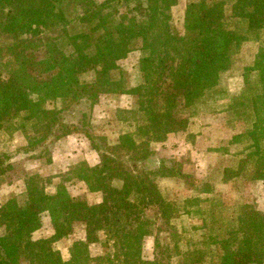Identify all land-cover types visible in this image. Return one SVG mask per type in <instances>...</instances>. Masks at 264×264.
Segmentation results:
<instances>
[{
  "label": "trees",
  "instance_id": "1",
  "mask_svg": "<svg viewBox=\"0 0 264 264\" xmlns=\"http://www.w3.org/2000/svg\"><path fill=\"white\" fill-rule=\"evenodd\" d=\"M177 1L0 0V131L15 123L26 139L22 151L34 159L49 154V145L64 136L83 134L99 162L79 160L69 166L65 179L82 181L102 195L101 202L88 204L63 183L49 193L39 174L28 176L24 194L0 207V264H170L173 239L160 235L156 213L149 217L148 212L158 210L165 219L177 212L173 208L169 213L171 203L153 178L184 174L161 160L145 173L152 175L146 180L138 163L151 159L150 144L184 130L198 104L223 92L221 76L247 33L260 38L261 45L245 68L241 92L228 106L247 124L232 140L246 136L249 156L240 159L237 170L226 167L223 181L238 176L251 158L250 179L264 180V0H188L179 28L172 15ZM226 5L233 17L245 21L244 33L228 28ZM134 50L141 53V82L128 87L117 61ZM250 71H256V78L248 77ZM87 73L89 81L83 79ZM100 94L137 97V109L127 111L136 128L116 144L96 141L88 112L78 107L92 106ZM47 102L61 106L47 108ZM10 159L0 153V177ZM44 214L54 233L33 238ZM238 220V227L218 241L221 253L206 264H264V214L244 203ZM80 224L85 239L73 242L70 258L64 260L53 243ZM157 234L152 256L145 255L146 238ZM90 243H98L102 255L92 257ZM194 254L182 264H200L204 255Z\"/></svg>",
  "mask_w": 264,
  "mask_h": 264
},
{
  "label": "rangeland",
  "instance_id": "2",
  "mask_svg": "<svg viewBox=\"0 0 264 264\" xmlns=\"http://www.w3.org/2000/svg\"><path fill=\"white\" fill-rule=\"evenodd\" d=\"M187 1L188 0H178L176 5L172 8L173 20L177 28L180 27L183 20ZM225 22L228 28L244 33L246 27L245 21L233 17L228 5L225 7ZM245 35L247 38L241 42L238 52L232 56V65L230 69L221 76V84L224 89L223 92L209 97L204 104H198L195 107V113L189 117L187 126L184 130L168 134L164 143L156 142L150 144L149 146L153 148L151 159L143 164L138 163L139 168H145L144 170L138 171V173L145 176L146 180L151 179L152 175H145V173L148 171L150 173V171L157 168L160 163L158 158L162 159L163 164L167 167L176 165L184 174L185 178L176 177L178 179L177 181L170 179L173 176H166L169 179H163L162 176H157L153 178L154 184L158 190L156 180L160 177L162 178H159L160 188L167 191V195L172 194L174 196L175 192H178L176 195L178 197L176 198L177 201L169 205V213H171L173 208V210H176L178 213L193 211L195 207L196 209L200 207V209L203 208L205 210V220L203 218H197L198 215L194 212L193 218L187 216V224L189 226L198 227L201 223L203 224L206 223L205 221H209L203 225H211L212 229L211 235L207 237L208 244L212 245L210 253L206 252L210 257H216L221 253V247L218 241L223 238L220 239L217 233L224 229L223 232L220 233V236L223 235L225 229L230 227L231 224H233V227H238V214L241 204H253L256 209H259V211L264 214V180H252L248 175L252 167L250 163H252L253 158L247 161L245 169L241 170L240 174L242 173V176L239 174L238 176H233L223 181L224 169L229 166L237 170L240 159H245L249 152L247 147L250 141L248 142L246 136L244 137V135H242L239 140H232L235 134L244 131L243 127L247 124L233 116L228 106L230 100L241 92L245 81V68L252 65L254 56L261 45L260 38L255 37L251 33ZM135 51L138 50L131 52ZM123 59L124 58L118 60L117 64L124 72L125 84L128 87H136L141 82L138 63L136 65L126 64L121 61ZM134 61L136 62L138 60L135 58ZM0 62L2 63L4 61L0 60ZM2 71H4L2 74L5 75L6 70L3 69V67ZM256 75V71H250L248 73L250 79L256 78ZM83 79L89 81L91 79V74H85ZM112 98L118 99L109 100ZM45 106L47 108L60 107L61 103L47 102ZM78 107L88 112L90 132L93 133V136L99 143L110 136L108 135L109 130L114 129L115 131V125L117 123L115 122L114 124L110 120L107 123L109 114L112 116L113 113L117 114L119 112L120 116H125V120H129L131 124L134 123L136 128V122L132 119L131 114L127 112L137 109L136 95L121 94L120 97L118 94H100L98 101L92 106L82 104ZM75 116L77 117L79 114ZM96 123L100 126L99 129H94ZM130 123L121 125L124 132L130 129L128 128ZM7 127L8 128H4L0 131V153L9 154L11 159L8 161L10 168L0 177V207L10 197L16 196L19 198L22 196L25 191L26 178L33 174H39L43 178V181L46 182V191L49 193L55 192L56 186L63 183L70 194L75 198L83 199L87 197L88 189L83 182H79L75 179H65L68 172V169L65 171L66 167L62 168L65 172L61 170L58 172L61 167L57 169L48 167L46 172L42 170V172L44 171L47 175L41 174L40 171L41 168L48 166L53 157L57 156L59 152L74 159V151L70 149V147L74 145L72 142L74 141L73 138L69 139L63 137L57 140L49 145V154H45L46 156L41 159H34L29 154H25V152L22 151V147L26 145V139L21 131L15 130V123H11ZM74 133L77 135L79 134V138L82 137L86 139L83 134L78 132ZM75 140L76 142L79 141V139ZM86 141L87 146H89L87 139ZM106 141L108 140L106 139ZM262 143L264 145V142ZM64 148H66V151L62 150ZM158 152L159 154H157ZM48 157L50 160L46 161ZM248 158L249 157H247V159ZM39 163H41V165ZM207 185L209 186V190L207 189V191H205L208 187ZM89 199L93 200L92 198ZM155 213L156 212H148L149 217L155 216ZM212 219L213 221L214 219L217 220L212 223ZM42 220L44 221V226L41 228L43 231L37 232L35 234L37 237L45 236L46 233H49L48 225L50 226L51 224L48 216L45 214L42 215ZM200 220H203V222ZM2 232L3 229L0 227V234ZM72 232L74 231L72 230ZM75 232H77V230H75ZM100 235L103 234L100 233ZM182 237L183 236L178 233L173 237L175 252L180 250L190 251L194 247L191 246L189 248V243L193 240L192 238L188 239ZM202 239L205 240V236ZM61 248L64 254L67 249H65V246ZM191 251V257L194 258L196 255L194 254L195 250ZM172 263L173 262L170 264Z\"/></svg>",
  "mask_w": 264,
  "mask_h": 264
},
{
  "label": "crops",
  "instance_id": "3",
  "mask_svg": "<svg viewBox=\"0 0 264 264\" xmlns=\"http://www.w3.org/2000/svg\"><path fill=\"white\" fill-rule=\"evenodd\" d=\"M140 54L141 53L139 51L131 52V53L128 54V56L126 58H124L125 60L123 59L121 61L125 62L126 64L136 65L138 63V61L135 62L134 60H135V58L138 60V58L140 57ZM110 95H115V94H110ZM119 96L121 97V95H119ZM115 99H118V98H112V99H109V100H115ZM108 118L109 119L107 120V123L109 122V120L112 123H114V124H115V122L117 123L115 125V131H114V129H111L108 132L109 133L108 135H110L111 137L110 136L106 137V139L108 141H110V142L107 141L109 144H116L118 142L119 136H121V135H123L125 133L133 132L134 131L133 129H135V124L134 123L131 124L129 120H125V117H119L117 114L113 113L112 116H110V114H109ZM126 123L127 124L130 123V125L128 126V128H130V129L124 132L122 130V126L121 125L122 124H126ZM94 126H95L94 129H99L100 128V126H98L97 123ZM92 135H93V133H92ZM78 136H79V134L77 135L74 132L69 134V135H67V136H64V138H69V139L73 138V140H74V141H72L74 143V145L72 147H70V149L72 151H74V155H73L74 159H71L70 157H67L64 153L59 152V154H57V156L53 157L51 163H49L48 166H45V168L44 167L41 168V170H40L41 174L47 175L45 172L48 170V167L54 168V169H57L58 167L59 168L61 167V169H59L58 172H60V170L62 172H65L68 169V166H70L71 164H73V163H75V162H77L79 160H85L89 165H95V164H97L99 162L98 152L95 151L94 149H92L90 146H87L86 139H83L82 137L79 138ZM75 139H79V141L76 142ZM164 141H162V143H164ZM62 150L66 151V148H64ZM157 154H159V152ZM161 160L162 159L158 158L159 162ZM39 164L41 165V163H39ZM62 168H65V171L62 170ZM42 170H45V172L44 171L42 172ZM176 177L177 176H173L170 179L177 181L178 179ZM159 178H157V180H156L159 193L161 194V196L163 197L164 200H166L167 202H170L171 204H174V202L177 201L176 198H178V197L176 195L178 194V192L176 191L174 196L172 194H171L172 196L171 195H167V191H164L163 189L160 188L161 185L159 183ZM162 178L163 179H165V178L169 179L166 176H164V177L162 176ZM162 178H160V179H162ZM79 182H82V181H79ZM83 184H85V183L83 182ZM85 187H86V185H85ZM87 191H88L87 197L83 198V200L87 201L88 204H96V203L101 202V200H102L101 193H99V192H90L89 190H87ZM89 198H92L93 200H91ZM201 201H202V199H201ZM195 210H197L198 212L195 211ZM194 212H195V214L198 215L197 218H203L205 220V210L203 208L200 209V207H197V209L195 207V209H193V211H189V212L187 211L186 213H178L177 212L178 214H175V215H173V216H171L169 218H166V219L161 217L158 214V210H157L156 211L157 219L155 221V226L158 227V229L160 230V232H159L160 235L164 236V237H168V238L171 237L173 239L175 234L178 233V234H181L185 238H188V239L192 238L193 240L189 243V248L191 246H194L191 250L201 251L202 254L204 255L203 256V261L201 262V264H206V262L209 261L208 258L210 257V255H208V253H210V250L212 248V245L208 244L207 237H209L211 235L212 229H211V225H203V224L208 223L209 221H205L206 223H203V224L201 223L198 227L197 226L196 227L195 226H189L187 224V216L193 218ZM216 220L217 219H214V221H213V219H212L211 221L213 223ZM200 221L203 222V220H200ZM43 224H44V221L42 220L41 227L33 232V238H47V237H51L53 235L54 230H53V227L51 225L50 226L48 225V227H49L48 232L49 233H46L45 236H38L37 237L35 235L37 232L43 231V229L41 230L42 226H44ZM45 225H46V222H45ZM231 228H233V224H231L230 227L225 229V233L223 235L220 236V233L223 232L224 229L221 232L217 233L219 238L220 239L225 238L226 234L228 233V231ZM215 229H219V228H215ZM75 230H77V232H75ZM73 231L74 232H72L68 237L61 238V239H59V240H57V241H55L53 243V247L60 251L61 256H62V258L64 260H68L70 258V252L69 251H70V247L73 244V242L85 239L86 229H85L84 225L80 224V225L75 226ZM158 234L155 235V237L152 235V236H148L146 238L145 244H144V251L146 252L145 255L152 256L153 248H154V239L156 238V236L158 237ZM203 235L205 236V240L202 239L204 237ZM172 244H173L174 249H175L174 241H173ZM64 246H65V249H67V250L63 254V252L61 251L62 250L61 247H64ZM195 246L197 248H199V249H197ZM185 250H188V249H185ZM191 250L190 251H181L180 250L178 252L174 251L171 254L169 262L170 263L173 262L172 264H182L185 261L188 262L190 260H193L194 258L191 257V254H192ZM89 251H90V255L92 257L97 256V255L98 256L102 255V253H103L102 252V248H101V246L98 243H90L89 244ZM206 252H208V253H206Z\"/></svg>",
  "mask_w": 264,
  "mask_h": 264
}]
</instances>
